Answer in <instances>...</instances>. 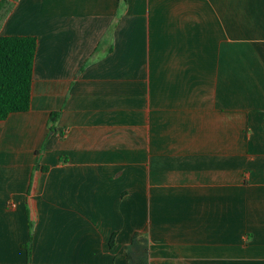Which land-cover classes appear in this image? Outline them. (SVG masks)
<instances>
[{
	"label": "crops",
	"instance_id": "obj_1",
	"mask_svg": "<svg viewBox=\"0 0 264 264\" xmlns=\"http://www.w3.org/2000/svg\"><path fill=\"white\" fill-rule=\"evenodd\" d=\"M0 35L37 43L0 264H264V0H0Z\"/></svg>",
	"mask_w": 264,
	"mask_h": 264
},
{
	"label": "trees",
	"instance_id": "obj_2",
	"mask_svg": "<svg viewBox=\"0 0 264 264\" xmlns=\"http://www.w3.org/2000/svg\"><path fill=\"white\" fill-rule=\"evenodd\" d=\"M36 45V38L33 36L0 35V121L11 113L25 112L30 108ZM57 117L58 112L49 115V131L54 129ZM31 238L32 229L29 242L25 246L28 261Z\"/></svg>",
	"mask_w": 264,
	"mask_h": 264
}]
</instances>
